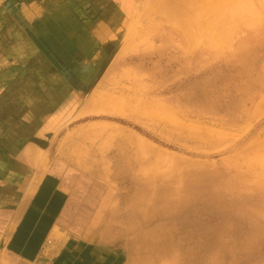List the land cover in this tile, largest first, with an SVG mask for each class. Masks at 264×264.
<instances>
[{"label":"rangeland","instance_id":"obj_1","mask_svg":"<svg viewBox=\"0 0 264 264\" xmlns=\"http://www.w3.org/2000/svg\"><path fill=\"white\" fill-rule=\"evenodd\" d=\"M119 1L93 85L49 129V264H264V0Z\"/></svg>","mask_w":264,"mask_h":264},{"label":"crops","instance_id":"obj_2","mask_svg":"<svg viewBox=\"0 0 264 264\" xmlns=\"http://www.w3.org/2000/svg\"><path fill=\"white\" fill-rule=\"evenodd\" d=\"M124 19L119 0H0V264H49L61 247L49 129L93 85Z\"/></svg>","mask_w":264,"mask_h":264}]
</instances>
